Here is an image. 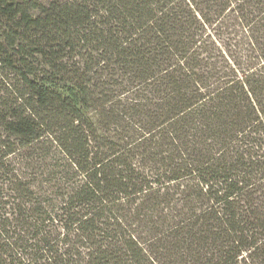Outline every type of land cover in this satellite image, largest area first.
<instances>
[{
	"label": "trees",
	"instance_id": "16d2710c",
	"mask_svg": "<svg viewBox=\"0 0 264 264\" xmlns=\"http://www.w3.org/2000/svg\"><path fill=\"white\" fill-rule=\"evenodd\" d=\"M0 264H264V0H0Z\"/></svg>",
	"mask_w": 264,
	"mask_h": 264
}]
</instances>
